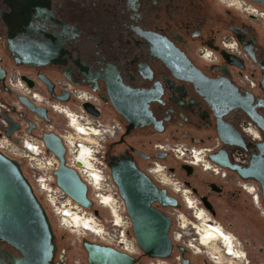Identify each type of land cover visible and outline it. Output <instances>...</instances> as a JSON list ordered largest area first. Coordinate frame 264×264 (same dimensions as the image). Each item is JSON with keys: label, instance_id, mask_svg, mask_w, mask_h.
Segmentation results:
<instances>
[{"label": "flooded vegetation", "instance_id": "1", "mask_svg": "<svg viewBox=\"0 0 264 264\" xmlns=\"http://www.w3.org/2000/svg\"><path fill=\"white\" fill-rule=\"evenodd\" d=\"M0 57L7 72L9 67L18 66L34 71L38 77L39 73L46 74L57 95L65 94L55 90V81L60 78L98 97L99 117L108 113L122 125L119 138L108 143L107 162L113 156L133 159L159 188H165L177 199V205L154 204L172 220L170 237L175 228V213L183 212L191 220L194 216L190 208L197 203L204 209L197 212L206 226L203 229L200 225L203 231L197 235L204 250H207L205 246L210 247L213 255L219 256L220 264L226 250L239 260L246 254L249 264H255L250 247L257 238L247 237L243 241L217 220L215 201L230 204L233 198L240 197V190L249 193L244 183L253 185L259 193L260 205L256 204V192L249 193L252 204L264 218L260 185L252 178H242L215 163L209 155L226 148L231 162L248 165L256 151L252 144L264 140V133L252 118L235 105L264 101V27L261 21L224 0H0ZM257 111L264 115V105L258 106ZM219 121L241 132L247 148L226 144L218 133ZM165 132L168 136L160 142L186 148L187 156L160 151L156 148L159 142L153 144L154 150L150 153L139 145ZM171 140H187L188 143L174 144ZM197 144L212 149L205 155L206 160L200 154L201 148L195 150L198 164L190 160L193 149L197 148L192 145ZM159 152L167 154L161 158L157 156ZM170 155L179 161L178 166H167L155 160L165 161ZM202 162L207 168L210 163L217 164L218 172L205 169ZM198 165L221 180L201 178L195 183L191 177L196 175ZM182 170L185 177L180 175L183 179L180 180L177 171ZM183 190H189L184 199L180 194ZM253 218L250 215L254 224ZM208 221L216 224L214 229L207 226ZM237 224L240 217H235L230 226ZM88 225L98 231L94 225ZM54 231L57 243L54 264H73L75 256L70 258L68 250L60 246L55 227ZM206 237L211 240L205 242ZM234 237L244 244V250L238 247ZM85 239H82L83 247ZM214 240L219 251L212 248ZM261 240L264 242V236ZM180 246L185 247V254ZM258 247L264 254V245L259 243ZM84 251V264H90L85 247ZM176 252L182 255L181 264L184 257L194 264L190 254L203 257V264H214L205 251L194 253L174 242L168 257L172 264H176ZM18 255L15 248L0 242V264H16ZM135 257L139 259L135 264L154 259L143 251Z\"/></svg>", "mask_w": 264, "mask_h": 264}, {"label": "built area", "instance_id": "2", "mask_svg": "<svg viewBox=\"0 0 264 264\" xmlns=\"http://www.w3.org/2000/svg\"><path fill=\"white\" fill-rule=\"evenodd\" d=\"M224 1L238 7L244 14L261 21L264 27V7L261 4L252 0ZM30 81L33 82L32 85H30ZM5 83L12 93L4 90L3 83L0 81V151L25 165L26 169L24 170L23 168V171L31 182L35 194L44 204L49 217L56 223L55 226H59L66 233H75L77 235L73 243L74 245L77 243V248L80 249L81 255L79 254L80 252L76 254L73 264H84V261H86L82 239L88 237L133 256L140 255L142 250L138 246L132 231V222L127 213L125 201L112 179L106 157L107 144L116 140L122 132L121 123L112 117L106 118L104 115L98 117L88 112L83 106L84 103H90L99 110L100 101L98 97L88 90L75 86L68 80L59 78L55 81L57 93L67 92L70 94L68 101L53 98L45 82L34 71L18 66L9 67ZM5 94L8 95L9 99L5 97ZM17 95L27 96L35 105L46 107L50 121H47L23 104ZM21 114H24V116L22 117ZM72 114L79 118V123L83 124L88 131L80 130L74 124L71 118ZM5 116H9L20 124V129L15 130L11 136L6 134L10 123ZM32 126L33 128L30 131ZM46 133H54L62 139L66 148L65 163L68 167L76 170L80 178L87 184L89 198L93 202L91 208L83 207L77 203L58 185L55 172L59 167L60 161L56 154L46 146L44 141ZM156 148L160 151H173L180 157L188 155L184 150L186 148L174 147L169 142H159ZM195 150L198 149H193L191 162H196ZM211 150L209 147L199 149L204 160H206L205 155ZM210 166L212 167L204 168L218 172L219 167L217 164H211ZM244 187L248 190L247 183H244ZM185 191L189 192V190ZM109 195L110 202L107 203L104 200ZM254 196L256 204L259 206V193L256 192ZM97 203L99 207L102 206L109 209V216L104 218L105 222L100 221L101 219L98 218L104 217L101 211L98 214L95 213V210L99 209L95 206ZM115 203L118 205L116 210L120 215L119 219H117L115 210L112 207ZM190 209L194 216L191 220L183 212L178 211L175 213V228L171 236L172 241L177 246L184 245L190 248L194 253L205 251L210 261L214 264H220L218 263L219 256L212 255L210 251L204 250L197 237L203 231L200 225L203 229L206 227L197 216V212H201L204 209L200 208L197 203L195 207ZM75 212L94 221L97 225L96 228L100 229V231H93L87 226L68 224L69 218ZM262 213L264 215V208ZM184 218H186L185 223H183ZM215 225L208 221L207 226L209 228L214 229ZM234 240L238 242V247L244 250V244L237 237H234ZM195 245L198 247H195ZM232 255L231 252L226 250L225 253L224 251L225 258L221 264H249L246 254H244L242 260L236 259ZM174 257L176 264H181V253L176 252ZM151 264L172 263L168 257H158L151 259Z\"/></svg>", "mask_w": 264, "mask_h": 264}, {"label": "water", "instance_id": "3", "mask_svg": "<svg viewBox=\"0 0 264 264\" xmlns=\"http://www.w3.org/2000/svg\"><path fill=\"white\" fill-rule=\"evenodd\" d=\"M264 5V0H252ZM0 57V81L4 90L12 92L6 85L7 71L1 64ZM24 63H31L23 61ZM40 65V63H35ZM39 77L47 84L52 96L61 100H69V94L57 95L51 79L43 73ZM32 85V83L30 82ZM251 97L252 94L249 93ZM20 101L35 111L47 121L48 110L44 106H37L27 96L17 95ZM243 108L264 133V115L257 111L262 104H235ZM84 108L100 116V111L90 103H84ZM121 111V109H119ZM23 117L24 114H21ZM10 123L6 134L11 136L20 124L5 116ZM34 126V125H33ZM32 126V127H33ZM131 127V126H130ZM218 133L228 145L246 146L245 138L241 132L228 123L218 122ZM31 131V129H30ZM44 141L50 151L56 154L60 164L55 174L58 185L67 195L86 208L93 206L89 198V188L80 178L76 170L65 163L66 148L62 139L54 133H46ZM255 152L252 153L248 165L233 163L229 152L222 148L209 156L215 163L229 168L238 173L242 178L256 180L261 188L264 201V140L252 144ZM167 153L159 152L158 157L164 158ZM114 183L117 185L121 197L127 207V213L132 222V230L139 247L146 256L167 258L173 251V242L170 237L171 218L154 204L177 205V199L168 194L165 188H159L154 180L136 162L127 157L113 156L108 163ZM95 213H99L98 209ZM0 242H4L15 248L19 255L16 264H54L57 243L54 226L48 212L35 194L31 182L25 175L20 161L13 159L0 151ZM90 264H135L139 261L135 256L120 251L113 246L104 245L89 239L84 240ZM185 254L186 249L180 246ZM183 264H190V259L184 257Z\"/></svg>", "mask_w": 264, "mask_h": 264}, {"label": "rangeland", "instance_id": "4", "mask_svg": "<svg viewBox=\"0 0 264 264\" xmlns=\"http://www.w3.org/2000/svg\"><path fill=\"white\" fill-rule=\"evenodd\" d=\"M5 97L8 98V95L5 94ZM109 117H111V115L106 113V118H109ZM247 135L249 134L247 133ZM167 136H168L167 132L162 133V134H156L154 137L151 138L152 140H149L147 143L139 142V145L144 147L146 151L150 153L154 150L152 149L153 144L160 142V141H164ZM171 142H173L174 144L183 143V142L188 143L187 140H171ZM198 145L199 144L192 145V146L193 147L197 146V149L201 148ZM107 147H108V144H107ZM155 160L156 162H160L161 164H166L167 166H178L179 164V161L176 160L172 155H170L168 159L165 161H160L157 159ZM22 168H24L25 170L26 169L25 165L22 164ZM180 175L182 178H184L185 172L183 170L177 171V178H179ZM181 177L179 179L183 180ZM201 178L208 179V180H215V181L221 180L219 176H211L207 171L203 170V168L199 166V168L197 169L196 175L191 177V180L194 181L195 183H199ZM239 192H240V197L233 198L230 204H227L222 200L215 201L218 207V213H217L216 218L217 220H220L224 225H226L230 230L234 231V233L237 236H239V238H241L243 241H245L247 237H252L254 238V240L257 238L256 241L253 242V246H251L250 249L253 254L254 263L264 264V254H262L259 251V247H258L259 243H262L264 245L263 240H261V237L264 236V218H262L259 215L258 211L255 210L252 204L251 195L244 190H240ZM95 206L99 208L98 209L99 212L101 211L104 214V217H98V218L101 219L100 221L105 222L104 218L105 216L106 217L109 216V209L107 207H102V206L99 207L98 203L95 204ZM250 215L254 216L253 218L254 224L250 220ZM235 217H240V224H237L236 226L231 227L230 224L234 222ZM52 222H54V220H52ZM53 225L57 233L59 234L60 246L65 247L68 250L70 258L71 257L73 258L74 256H76V254L79 252H80L79 254L81 255L80 249L77 248L78 246L77 243L76 245L72 243L76 240L77 235L75 233H66L63 229H60L59 226H55L56 225L55 222L53 223ZM249 226L253 228L251 229L249 228ZM248 229H251V232H248ZM62 236L64 238H62ZM87 239L94 241L93 239H91V237H88ZM206 249L208 251L213 252L212 249H210V247H207ZM189 256L192 257L194 264H203V259H204L203 257L199 255H193V254H190ZM150 263H151V260L146 259L142 264H150Z\"/></svg>", "mask_w": 264, "mask_h": 264}, {"label": "bare ground", "instance_id": "5", "mask_svg": "<svg viewBox=\"0 0 264 264\" xmlns=\"http://www.w3.org/2000/svg\"><path fill=\"white\" fill-rule=\"evenodd\" d=\"M69 112V111H68ZM70 113V112H69ZM71 118L73 119V122H74V124L75 125H77L78 127H79V129L80 130H84V131H88V129H86V127L83 125V124H81V123H79V118L75 115V114H72L71 115ZM80 125H82V126H80ZM247 129V128H246ZM246 129H245V131H246ZM93 130L94 131H96V129L95 128H93ZM202 157V156H201ZM205 162V161H204ZM204 162H202L201 163V165L202 166H204L205 168H207L208 166L204 163ZM194 163H196V164H198V162L196 161V162H194ZM209 163V162H208ZM201 165H198V166H201ZM211 165V164H210ZM161 166V165H160ZM162 168H163V166H161ZM210 167H212V166H210ZM214 168V167H213ZM252 188H254V190H255V192L257 191L256 190V187L255 186H253V185H249L248 186V192L251 194V193H253L254 192V190L252 191H250V189H252ZM181 195H182V197H183V199L185 198V196H186V194H189V192L188 191H185V190H183V192L181 191V193H180ZM184 194V195H183ZM109 198H110V195L108 196V198H105V202H107V203H109L110 201H109ZM113 200H114V198H113ZM112 200V201H113ZM188 201L189 202H191L189 199H188ZM112 207H113V209L115 210V214H116V217H117V219H119V217H120V215L117 213V207H118V205H117V203H115V204H113L112 205ZM74 215V216H73ZM72 215V218H70V220L68 221V224H70V225H73V226H80L81 224H82V221H84V223L82 224V226H87L88 228H90V229H92L91 228V226L90 225H88V223L89 224H91V225H94L95 227L97 226L96 224H95V222H92V220H90V219H87L86 217H84V216H82V215H80V214H78V213H76V214H73ZM87 222V223H86ZM97 229V228H96ZM93 230V229H92ZM94 231V230H93ZM98 231H100V229H98ZM212 236V235H211ZM216 237V236H215ZM211 240V238L210 237H206L205 239H204V241L205 242H209ZM212 248L215 250V251H219L220 250V248L218 247V245H217V243L215 242V240H214V242L212 243ZM206 247V246H205ZM207 248V247H206ZM211 252V251H210ZM212 253V252H211ZM212 255H213V253H212Z\"/></svg>", "mask_w": 264, "mask_h": 264}]
</instances>
